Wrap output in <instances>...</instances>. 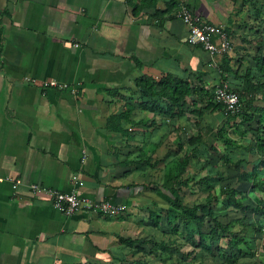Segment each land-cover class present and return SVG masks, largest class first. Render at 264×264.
<instances>
[{
    "label": "crops",
    "instance_id": "0c3cea01",
    "mask_svg": "<svg viewBox=\"0 0 264 264\" xmlns=\"http://www.w3.org/2000/svg\"><path fill=\"white\" fill-rule=\"evenodd\" d=\"M175 2L223 27L232 51L213 57L191 45L189 27L170 14ZM255 2L158 0L134 13L128 0H0V264H183V254L192 258L185 246L172 254L153 247L152 241L179 238L154 182L167 160L183 155L180 145L187 147L189 137L202 131L204 141L216 143L226 117L204 108L194 121L191 107L174 118L144 108L136 80L173 74L211 91L220 83L239 88L256 67L264 21ZM127 105L133 111L125 135L109 129L108 118ZM142 152L153 155L154 166L148 156L128 164ZM211 152L191 174L210 170ZM16 177L24 184L15 192L10 179ZM34 182L125 209L66 215L30 189Z\"/></svg>",
    "mask_w": 264,
    "mask_h": 264
},
{
    "label": "trees",
    "instance_id": "16d2710c",
    "mask_svg": "<svg viewBox=\"0 0 264 264\" xmlns=\"http://www.w3.org/2000/svg\"><path fill=\"white\" fill-rule=\"evenodd\" d=\"M157 2L158 0H128L134 8V13L143 8L155 7ZM256 2L257 4L259 2V9L255 4L257 8L255 14L262 17L264 21V0ZM175 4L170 13L173 17L177 8ZM2 35L3 29L0 27V58L3 50ZM255 61V70L250 69L245 73L241 86L230 87L239 93L242 100V110L237 113H227L224 104L214 99L213 91L206 89L203 85H196L189 79L167 74L159 80L147 75L136 80L137 88L141 92V106L144 108L149 107L157 112H165L171 118L182 116L189 107H191L190 112L198 117L204 114V108L212 111L220 110L226 117L224 124L218 128L216 143L209 145L204 141L202 131L189 137L187 147L180 145L183 155L167 160L162 176L154 182L156 187L153 190L168 202L166 211L168 224L171 233L179 236V241L170 239L151 243L155 249L170 254L173 251L181 252L184 246H191L192 251L188 255H192V258L187 259L183 254L182 261L179 262L187 260L188 264H205L206 254H210L220 264H243V262L255 264L258 261L257 252H252L251 244L257 240H263L264 218L251 219L248 213L261 212L264 215V199L256 195L258 190H264V24H259V49L255 55ZM227 69L230 70L231 67ZM223 84L220 83V85ZM200 102H204L205 106H199ZM132 111V106L127 105L121 114L111 115L108 118L109 129L127 135L125 122H131ZM208 130L211 131V129ZM250 134L253 143L240 142L241 138H248ZM237 149L244 155L240 159H235L231 153V150ZM211 151L219 154L225 165L242 166V170L237 175V184H224L220 190L223 206L241 213L228 222L222 221L216 214L213 206V203L217 201L215 193L209 192L205 201L192 204H187L181 194L182 188H189L193 184L213 187L219 182L225 183L228 180L226 172L217 164H213L203 176L200 173H190L193 166L204 164L202 159L207 160ZM259 151L262 153V155L260 153L261 156ZM250 154L258 155L250 160ZM147 156L149 165L154 166L153 155L150 152H142L137 156L139 159L130 161L128 164L140 163ZM241 185H251L250 190H244ZM249 197L257 202L255 207L252 203L246 202ZM207 222L209 230L206 231ZM192 224L197 227L196 234L192 231ZM237 224L242 226L240 231L234 230ZM250 229L254 230L253 239L247 236ZM222 239H227V242L222 243ZM126 241L130 244L138 242L132 239ZM198 250L201 252L199 253ZM136 264L147 263L137 261Z\"/></svg>",
    "mask_w": 264,
    "mask_h": 264
},
{
    "label": "built area",
    "instance_id": "2783aa9c",
    "mask_svg": "<svg viewBox=\"0 0 264 264\" xmlns=\"http://www.w3.org/2000/svg\"><path fill=\"white\" fill-rule=\"evenodd\" d=\"M174 17L181 19L189 27L188 41L191 45L204 48L213 57L232 51L233 42L227 31L220 25L213 24L200 14L195 13L186 3L181 2L177 6ZM47 85L55 86L58 83L51 81ZM213 97L217 102L224 104L227 113H237L242 110L243 104L239 93L232 90L226 83L215 86ZM10 180L15 192L24 184L21 177L11 178ZM29 187L34 193L50 197L53 205L66 215H72L82 210L115 215L125 209V205L115 204L110 200L95 201L35 182L31 183Z\"/></svg>",
    "mask_w": 264,
    "mask_h": 264
},
{
    "label": "rangeland",
    "instance_id": "374dc122",
    "mask_svg": "<svg viewBox=\"0 0 264 264\" xmlns=\"http://www.w3.org/2000/svg\"><path fill=\"white\" fill-rule=\"evenodd\" d=\"M203 106H205V105H203ZM197 117L198 116H196V117L192 116L194 121H195V119ZM206 133H208V132H206ZM210 137H211V135H210ZM186 140H187V137H186ZM248 143H252V142L250 141ZM231 153H232V155H233V157L235 159H239V157L244 156L243 153L241 152V150H239V149L231 150ZM211 154H212V156H213V158L215 160V164L219 165V168L223 169L226 172V174L228 175V180L225 183H220L219 182L217 185H215L213 187H208L207 185H203V184L202 185L194 184L193 187L184 190L183 197H184L185 202L187 204H192L194 202H203V201H205V198H206V196L208 195L209 192L215 193L217 201H215L213 203V206L216 209V214L219 216V218L222 221L228 222L231 219H234V218L238 217L239 215H241V213L235 212L231 208H225L223 206L220 190H221V187L224 184H233V185L237 184V175L242 170V166H240L238 164H236V165H229V164L225 165L223 160L220 158L219 154H216L214 152H211ZM257 155L258 154L254 155L253 157H257ZM206 172L207 171L201 172V173L205 174ZM241 186L246 191H249L250 187H251V185H246V186L245 185H241ZM256 195L259 196L260 198L264 199V190H258L256 192ZM246 202L252 203L254 207L257 205V202H255L253 199H251V197H249L246 200ZM248 217L251 218V219H261V218H264V215L261 212H259V213L250 212V213H248ZM192 227H193V230H192L193 233L196 234L197 233L196 225L192 224ZM241 229H242V226L240 224H237L234 227L235 231H240ZM205 230L206 231L209 230L208 222H207V225L205 227ZM254 235H255L254 234V230L250 229V231L248 232L247 236L250 239H253ZM221 242L225 244L227 242V239H222ZM251 247L253 249L252 252H254V251H255V253L257 252V254H256V257L258 259L257 262L259 264L264 263V238H263V240L254 241L253 244H251ZM185 248L188 249L189 251H192L191 250L192 249L191 246H185ZM198 252L200 253L201 251L198 250ZM254 256L255 255H253V257ZM171 262L172 261L170 259V260H168L167 263H171ZM257 262L255 264H257ZM183 263L184 264H188L189 262L186 260V261H183ZM205 264H220V263L217 262V259L212 258L210 254H206V256H205ZM240 264H242V263H240ZM243 264H252V263L243 262Z\"/></svg>",
    "mask_w": 264,
    "mask_h": 264
}]
</instances>
